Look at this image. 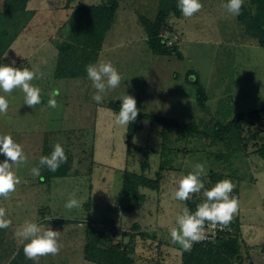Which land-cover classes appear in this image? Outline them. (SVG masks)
Masks as SVG:
<instances>
[{
	"label": "rangeland",
	"instance_id": "obj_1",
	"mask_svg": "<svg viewBox=\"0 0 264 264\" xmlns=\"http://www.w3.org/2000/svg\"><path fill=\"white\" fill-rule=\"evenodd\" d=\"M110 1L29 0L34 16L0 60V65L34 71L39 78L31 83L41 89V103L33 108L24 104L21 89L0 91L9 104L7 114L0 115V135H10L26 157L12 165L21 183L8 199L0 197L12 222L0 229V264H36L14 236L26 221L61 232L59 254L40 257L38 264H93L83 258L89 224L106 235L103 244L121 245L134 264H181L183 250L172 242L170 228L186 201L176 200L174 191L180 176L197 163L205 165L207 174L201 177L204 189L192 198L205 199L203 191L214 186L212 175L230 179L235 184L231 195L239 200L241 261L236 264H264V159L258 155L264 120L241 122L239 134L225 141H215L212 133L215 123L264 106V50L222 7L227 0H205L192 17H167L159 37L167 49L172 43L174 52L155 55L141 19H154L158 0H115L111 26L91 62H111L121 82L97 104L87 76L55 77L57 45L71 42L73 9ZM243 6L253 13L251 0ZM190 73L204 90L202 106L196 87L188 82ZM57 90L59 106L53 109L48 100ZM124 95L136 100L139 113L172 119L178 127L141 119L142 128L127 142V127L115 125L110 112L99 110L111 109ZM56 143L72 158L69 173L39 182L31 170L39 169L44 146L52 152ZM5 159L0 154V162ZM125 171L158 181L157 190L139 188L143 201L130 213L117 206ZM73 195L82 206L68 209L65 204Z\"/></svg>",
	"mask_w": 264,
	"mask_h": 264
},
{
	"label": "trees",
	"instance_id": "obj_2",
	"mask_svg": "<svg viewBox=\"0 0 264 264\" xmlns=\"http://www.w3.org/2000/svg\"><path fill=\"white\" fill-rule=\"evenodd\" d=\"M251 2L253 13H250L242 6L240 15L236 16V21L243 27L248 36L257 40L258 45L264 50V0H251ZM28 3L29 0H0V60L34 16L33 10L28 9ZM116 9L117 2L115 0H111L109 5L79 6L73 9L69 16L70 28L68 29V34L72 35L71 42L63 46L57 45L60 52L54 73L57 79L69 77L85 78L87 76L86 65L92 63L91 61L96 57L104 33L111 26ZM171 14L175 17L182 15L178 8V0H158V12L154 19H141L143 30L148 39V46L155 55H169L174 52L172 46L167 49L165 40L159 37V30L165 25L167 17ZM56 43L57 41L55 40L54 45ZM190 77L191 80H189ZM188 82L196 87L197 102L202 106L204 90L197 77L190 73ZM110 108L115 112H119L120 102H113ZM254 118L264 120V106L248 113H238L227 123H215L212 128L214 140L225 141L226 138H232L234 132L239 134L241 122L251 124ZM141 119L155 121L169 129L178 127L177 123L172 119L138 113L136 120L127 126V142L133 138L135 131L142 128ZM189 129H193V126H190ZM50 154L51 152L44 146L42 156H50ZM65 154L67 162L62 164L55 172L48 170L46 166L42 167L39 165V182L48 183L53 178L67 177L72 158L67 152ZM258 155L264 159V144L259 148ZM221 178V175H212L210 177L213 185L219 182ZM140 187L157 190L158 181L126 171L123 173L117 201V206L122 213H130L140 208V204L143 201V195L139 192ZM201 202L191 198L186 201L185 205L194 213L197 204ZM62 221L72 222L69 220ZM231 226L233 227L231 235L221 237L213 243H194L190 251L182 249L181 264L239 263L241 258L239 255V221L237 216H234ZM85 234L86 241L83 246V258L85 261L93 264H134L132 258L126 257L121 245L108 244V242L103 244L102 242L107 240L106 235L103 232H98L90 224L85 227ZM261 250L264 254V247Z\"/></svg>",
	"mask_w": 264,
	"mask_h": 264
},
{
	"label": "clouds",
	"instance_id": "obj_3",
	"mask_svg": "<svg viewBox=\"0 0 264 264\" xmlns=\"http://www.w3.org/2000/svg\"><path fill=\"white\" fill-rule=\"evenodd\" d=\"M243 4L244 0H227V3L222 7L233 17H236L240 15ZM202 7L200 0H178V8L184 17H192L201 11ZM11 64L14 65L15 61H11ZM86 73L96 90L92 99L97 104H102L104 94L108 89L118 87L121 82V75L111 62L90 63L86 66ZM38 78L36 73L28 68L0 65V91L11 93L16 88L21 89L25 94L24 104L31 108L41 103V89L31 83L33 79ZM58 94V90L51 94L48 100L50 108L55 109L59 106L55 98ZM8 107L7 99L0 95V115H6ZM99 110L110 112L114 118L113 123L124 127L134 122L139 113L136 100L130 95L123 96L118 113L112 112L108 108ZM0 154L6 158L4 162H0V197L8 199L10 194L15 192L16 186L21 183L20 178L12 170V165L25 162L26 157L22 146L15 142L10 135H0ZM66 162L67 156L60 143L54 145L50 156H41L39 161L42 167L46 166L52 172L57 171ZM31 171L34 176L40 175L38 168H33ZM206 174L204 164H195L192 172L180 176L174 191V198L178 201H188L194 194L200 193L205 187L201 177ZM172 175L175 176V173ZM234 188L235 184L230 179H222L211 189L203 191L205 199L197 204L194 213L186 205L183 206L180 214L176 217L175 226L170 228L172 242L179 244L184 251H190L194 243L206 239V222L214 228L219 226L220 230L226 228L239 210L238 198L231 195ZM81 206L80 201L74 195L65 204L68 209ZM11 223V220L6 216V209L0 207V229L10 227ZM60 234L61 232L54 231L50 227L45 228L35 222L28 221L14 232L15 238L23 245L26 258L36 264L40 257L59 254L62 248L59 243Z\"/></svg>",
	"mask_w": 264,
	"mask_h": 264
},
{
	"label": "built area",
	"instance_id": "obj_4",
	"mask_svg": "<svg viewBox=\"0 0 264 264\" xmlns=\"http://www.w3.org/2000/svg\"><path fill=\"white\" fill-rule=\"evenodd\" d=\"M167 44H169L170 46L172 45V43L170 42H168ZM235 216H237V214ZM232 233H233V227L231 226V223L223 230H220L219 226L214 228L208 222H206V226H205L206 239H204L201 242L213 243L219 238L231 235Z\"/></svg>",
	"mask_w": 264,
	"mask_h": 264
}]
</instances>
